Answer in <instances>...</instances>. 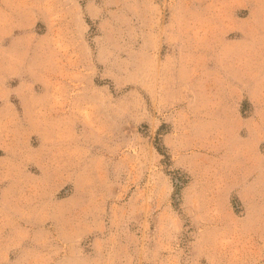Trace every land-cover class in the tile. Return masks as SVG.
I'll return each mask as SVG.
<instances>
[{"label":"rangeland","instance_id":"rangeland-1","mask_svg":"<svg viewBox=\"0 0 264 264\" xmlns=\"http://www.w3.org/2000/svg\"><path fill=\"white\" fill-rule=\"evenodd\" d=\"M0 264H264V0H0Z\"/></svg>","mask_w":264,"mask_h":264}]
</instances>
